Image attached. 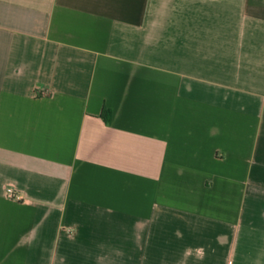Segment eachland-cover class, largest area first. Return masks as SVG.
<instances>
[{"label": "crops", "instance_id": "0c3cea01", "mask_svg": "<svg viewBox=\"0 0 264 264\" xmlns=\"http://www.w3.org/2000/svg\"><path fill=\"white\" fill-rule=\"evenodd\" d=\"M0 264H264V0H0Z\"/></svg>", "mask_w": 264, "mask_h": 264}, {"label": "built area", "instance_id": "2783aa9c", "mask_svg": "<svg viewBox=\"0 0 264 264\" xmlns=\"http://www.w3.org/2000/svg\"><path fill=\"white\" fill-rule=\"evenodd\" d=\"M43 92H44V93H47L48 90L45 89V90H43ZM6 192H7V194H8L9 196H12V197L17 196L16 190H15L12 186L8 187Z\"/></svg>", "mask_w": 264, "mask_h": 264}, {"label": "trees", "instance_id": "16d2710c", "mask_svg": "<svg viewBox=\"0 0 264 264\" xmlns=\"http://www.w3.org/2000/svg\"><path fill=\"white\" fill-rule=\"evenodd\" d=\"M107 113V109H104V114ZM109 118V117H108Z\"/></svg>", "mask_w": 264, "mask_h": 264}]
</instances>
